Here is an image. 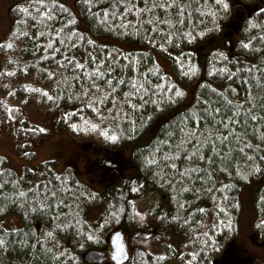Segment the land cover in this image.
<instances>
[{
    "label": "trees",
    "instance_id": "obj_1",
    "mask_svg": "<svg viewBox=\"0 0 264 264\" xmlns=\"http://www.w3.org/2000/svg\"><path fill=\"white\" fill-rule=\"evenodd\" d=\"M22 2L12 9L6 41L20 56L8 66L12 79L34 78L40 86L53 81L48 97L31 95L29 88L38 86L25 84L26 106L28 98H41L57 129L101 137L109 151L127 154L129 167L121 186L95 177L102 186L93 193L71 169L57 172L56 161L18 174L0 156V264H89L84 255L105 254L112 233L103 212L96 223L87 218L84 193L103 199L106 210L114 205L123 218L129 211L122 203L133 200L135 187L144 194L161 184L169 211L148 215L184 240L150 254L147 243L134 241L148 222L138 224L123 264H216L220 250L219 264L232 257L248 264L229 246L248 187L258 213L255 231L264 242V0H78V17L55 0ZM81 23L89 29L81 30ZM228 33L236 37L234 47ZM103 38L143 49L129 53ZM214 41L210 56L199 57L200 45ZM223 45L231 46L224 57ZM156 52L170 57L173 73L162 72ZM194 84L185 107L184 86ZM12 140L15 149V135ZM14 218L18 226L8 228ZM123 223L135 222L128 216Z\"/></svg>",
    "mask_w": 264,
    "mask_h": 264
},
{
    "label": "rangeland",
    "instance_id": "obj_2",
    "mask_svg": "<svg viewBox=\"0 0 264 264\" xmlns=\"http://www.w3.org/2000/svg\"><path fill=\"white\" fill-rule=\"evenodd\" d=\"M22 1L30 0H0V156L7 159L9 167L18 174L24 173L23 170L26 166L34 168L38 167L40 163L56 161L57 172H68L71 169L74 174L72 176H74L77 181L87 184L88 188L95 193V191H99V186L102 185L100 182L97 184L94 182L96 177L95 171H90L86 165L90 166L97 161V158L111 156L113 152L109 151L110 148L102 143L100 140L101 137L99 139V137L96 136L82 134L81 136H75L71 133L70 130L72 128L70 126V130L66 127L57 129L54 121L55 115L49 110L46 102L42 101L39 97H31L28 98L31 100V104L28 107L26 106L27 96H20V92L24 89L23 86L25 84L28 82L35 84L34 78L29 79L25 77H17L18 79H12L16 75L13 70H9L8 66L17 62L20 56L17 52L16 55L13 54L16 45L13 42H10L8 45L6 41L9 39V33L14 26L12 9L15 5L21 4ZM55 1L67 6L76 17L79 16L78 0ZM40 3L42 2L40 1ZM230 11H233V8H230ZM80 27L83 31L89 29L86 23H81ZM215 38H212V40H216ZM228 39L229 42H232V46L234 47V41L236 40L235 35H231ZM103 40L114 43L115 45H118L120 49H124L129 53H138L143 49L139 44H134L128 41H115L110 38H103ZM214 42H212V44L210 43V46H205V43H202L199 47V57L203 59V57H206L207 55L210 56L211 52L215 50L218 44L217 41ZM228 47L227 45H223V47H221L222 53H219V55L222 57L226 56L227 53L229 55L231 50H229ZM170 52L172 53L173 51ZM11 54H13V57H11ZM155 58L163 73L167 75L173 73L170 57L156 52ZM220 73H222V71ZM52 83L53 81L46 79L42 86L35 84L38 88L35 91H33L32 87L29 88L30 94L36 92L38 95L48 97L49 92L47 86ZM194 86L195 84L191 87L184 86L189 94L185 107L189 106L192 102L196 88ZM8 123L11 125H7ZM33 127H38L40 130L38 132H33L32 134L30 131L26 132L27 128L31 130ZM41 130L46 134L43 138L39 136L42 135ZM13 135L16 136L18 144V147L15 149L12 140ZM33 152L35 153V159L31 161L30 158ZM115 152L117 153V151ZM117 155L116 160L120 159L121 162H126L125 160H128L127 154L124 153V151ZM110 179L117 181L114 184L115 186L122 185L120 176H115ZM100 181L104 184L107 183L102 181V179ZM138 188L139 187H135L133 189V192L136 190L135 197L133 200L131 199L133 202L123 201L125 203H122V205L125 206V204H127V209L129 211L126 212L124 209L125 216L123 218L122 214L113 210L114 205L111 209L106 210V202L103 199L101 203H98L96 199H93V194L89 195L84 193V202H87V204L90 205L86 210L87 218L90 222L96 223L103 212V217L105 216L106 218L105 224L107 229L111 230V233L116 230H123L128 245L129 255L132 253L131 250L133 244L131 241L134 240L132 238L136 237L138 233V224L143 225L146 222H148V225L144 227L143 233L139 234V239L134 241L147 243L144 248L148 253H155L157 256V254L161 252V244H164L165 242H169L170 244L175 245V247H178L184 240L183 234L176 229H171L167 233L166 225L161 220L152 219V217L148 215V213L155 210L163 213L169 211V203L171 202L164 194H162L163 185L161 184L160 187H145L144 194H142ZM252 196L253 193L251 187L245 188L240 194V213L237 220L238 234L235 239L230 242L229 248L230 252L232 251V256L238 252L243 256V259L245 258V261H248V264L254 260L264 264V242L259 244L261 241L258 238V233L255 231V223L258 213ZM128 216L129 218H132L135 223L124 224L123 221L127 219ZM18 221V218L11 220L8 228L18 226ZM223 250L224 247L222 253ZM107 251L108 253L104 256V261L101 264L110 262V248H108ZM220 254L221 250L217 257L216 255L214 256V263L217 264L218 261H220V258H218L220 257ZM228 263L238 264L234 257L229 258ZM167 264H180V262L178 263V261L174 259Z\"/></svg>",
    "mask_w": 264,
    "mask_h": 264
},
{
    "label": "flooded vegetation",
    "instance_id": "obj_3",
    "mask_svg": "<svg viewBox=\"0 0 264 264\" xmlns=\"http://www.w3.org/2000/svg\"><path fill=\"white\" fill-rule=\"evenodd\" d=\"M228 34L231 35L230 33ZM117 156L118 155L116 153H113L111 156H107L105 158L100 157L97 158V161L90 166H86H89L90 171L94 170L96 177H98L100 180L102 179V181H114V183H116V180H111L110 178L124 175L129 167L127 163L121 162L120 159L116 160ZM107 158H109V160L106 162L105 159ZM103 160H105V164L107 165L98 163V161L102 162ZM105 166H108L109 169L104 168ZM121 181L123 183V179H121Z\"/></svg>",
    "mask_w": 264,
    "mask_h": 264
},
{
    "label": "water",
    "instance_id": "obj_4",
    "mask_svg": "<svg viewBox=\"0 0 264 264\" xmlns=\"http://www.w3.org/2000/svg\"><path fill=\"white\" fill-rule=\"evenodd\" d=\"M112 254L111 258L115 264H122L127 260V251L125 245V235L123 231H119L113 234L111 237ZM87 261L99 262L103 259V256L96 252H91L86 256Z\"/></svg>",
    "mask_w": 264,
    "mask_h": 264
},
{
    "label": "bare ground",
    "instance_id": "obj_5",
    "mask_svg": "<svg viewBox=\"0 0 264 264\" xmlns=\"http://www.w3.org/2000/svg\"><path fill=\"white\" fill-rule=\"evenodd\" d=\"M111 239V238H110Z\"/></svg>",
    "mask_w": 264,
    "mask_h": 264
}]
</instances>
